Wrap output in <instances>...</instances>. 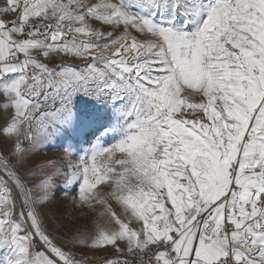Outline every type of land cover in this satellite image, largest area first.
I'll return each mask as SVG.
<instances>
[{"label": "snow or ice", "instance_id": "obj_1", "mask_svg": "<svg viewBox=\"0 0 264 264\" xmlns=\"http://www.w3.org/2000/svg\"><path fill=\"white\" fill-rule=\"evenodd\" d=\"M92 261L264 264V0H0V264Z\"/></svg>", "mask_w": 264, "mask_h": 264}, {"label": "rangeland", "instance_id": "obj_2", "mask_svg": "<svg viewBox=\"0 0 264 264\" xmlns=\"http://www.w3.org/2000/svg\"><path fill=\"white\" fill-rule=\"evenodd\" d=\"M57 152V150L56 149H50L49 150V153L48 154H55ZM76 193H71V195H75ZM61 198L63 199V202L65 203V204H67L68 203V201H69V199H70V197H68V198H65V197H63V194H61ZM76 215H79V211H77V213H76ZM92 219H94V217L93 216H91V215H89L88 217H86L85 219H83V220H81V221H79V223L85 228V229H91V227H92ZM78 251H80L79 249H78ZM90 255L91 256H95V257H97V256H100V255H103V253L102 252H99V251H96V252H91L90 253Z\"/></svg>", "mask_w": 264, "mask_h": 264}, {"label": "built area", "instance_id": "obj_3", "mask_svg": "<svg viewBox=\"0 0 264 264\" xmlns=\"http://www.w3.org/2000/svg\"><path fill=\"white\" fill-rule=\"evenodd\" d=\"M103 255L97 256V257H101ZM92 264H98V261H92Z\"/></svg>", "mask_w": 264, "mask_h": 264}]
</instances>
